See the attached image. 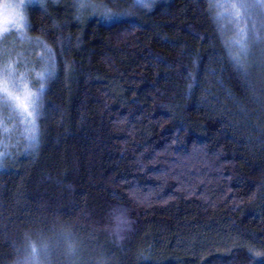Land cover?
<instances>
[{
  "label": "trees",
  "instance_id": "trees-1",
  "mask_svg": "<svg viewBox=\"0 0 264 264\" xmlns=\"http://www.w3.org/2000/svg\"><path fill=\"white\" fill-rule=\"evenodd\" d=\"M103 1L124 17L27 11L51 73L36 141L1 151L0 264H264L257 17L243 52L210 0Z\"/></svg>",
  "mask_w": 264,
  "mask_h": 264
},
{
  "label": "rangeland",
  "instance_id": "rangeland-1",
  "mask_svg": "<svg viewBox=\"0 0 264 264\" xmlns=\"http://www.w3.org/2000/svg\"><path fill=\"white\" fill-rule=\"evenodd\" d=\"M51 1L67 6L71 5V7L77 12H93L95 10L99 13V18L104 22H111L112 20H119L124 17L116 12L110 11V9H107L102 5H97V0H36V2L32 4H29L28 0H0V11H2V5L4 3H24L27 5V7L23 9V26L18 29H12L6 34H0V72H2L5 63L11 61L12 67L15 69L17 81H19V77H24L23 83H21L20 86L23 87L26 84L28 89L35 94L36 98L35 123L37 119V108L40 107L41 93H43L46 80L51 73V67L48 65V62H45V57L39 53L36 45L32 44L28 39V29L30 26L27 24L29 22H27V11L30 8L37 6H42V8H44L45 5ZM104 1L111 3V5L119 9H127L139 6L147 8L162 0H138V2H134V0ZM104 1L102 3H104ZM263 1L264 0H210L212 8L216 11V19L220 20L223 24L222 29H224L226 33H232L233 37L229 39L231 48L243 52L247 50L246 40L248 35L245 29L247 25L245 20L249 21L248 25H250L254 17H257V27L251 29V38L256 43L262 39L264 41ZM231 3L245 4L248 5V7L238 10L240 13L239 18L235 17L232 14V10L228 8L216 7L218 4ZM250 15H252V18H250ZM254 22L255 21H253V23ZM241 29H243V36L240 35ZM260 31L262 32L263 37L259 36ZM237 40H242L243 47H241V44L236 43ZM41 76L43 79H41ZM5 126L7 131H5ZM28 127L29 125L25 123L23 117L16 115L12 108H5L2 99H0V134H2L1 139L3 138L2 142L0 141V156L3 148L6 151H9L15 146H21V148L23 145L25 146L26 138L24 135L28 137V144L31 145L34 143L30 139L32 133H29ZM23 130L25 134L23 133ZM34 134L35 136L37 135V128Z\"/></svg>",
  "mask_w": 264,
  "mask_h": 264
},
{
  "label": "snow or ice",
  "instance_id": "snow-or-ice-1",
  "mask_svg": "<svg viewBox=\"0 0 264 264\" xmlns=\"http://www.w3.org/2000/svg\"><path fill=\"white\" fill-rule=\"evenodd\" d=\"M28 2L32 4L35 3L36 0H28ZM134 2H138V0H134ZM26 7L27 5L24 3H4L2 5V11H0V34H6L12 29H18L23 26V9ZM216 7L228 8L232 10V14L235 17L239 18L240 13L238 10L248 7V5L231 3L218 4ZM240 35L243 36V29L240 30ZM236 43L241 44V47H243L242 40H237ZM41 79H43L42 76ZM23 80L24 77L21 76L19 77V81H17L12 62H6L2 72H0V99H2L5 108H12L16 115L23 117L25 123L29 125V133H32L30 139L35 142L36 98L35 94L28 89L26 84L23 87L20 86ZM5 131H7L6 126ZM33 252H35V249H33Z\"/></svg>",
  "mask_w": 264,
  "mask_h": 264
}]
</instances>
